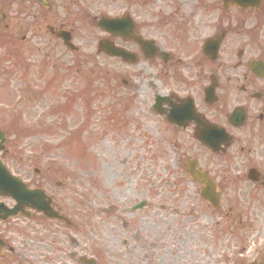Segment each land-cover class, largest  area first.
<instances>
[{"label":"flooded vegetation","instance_id":"1","mask_svg":"<svg viewBox=\"0 0 264 264\" xmlns=\"http://www.w3.org/2000/svg\"><path fill=\"white\" fill-rule=\"evenodd\" d=\"M43 1L39 4L18 0L16 8L33 26L17 23L9 28L5 25L4 35L11 36L15 31L23 34L25 30L35 40L48 35L49 39L36 47L42 45L54 54L62 50L55 57L56 61L69 51L56 33H68L72 43L83 39L82 30L92 38L96 36L94 32L99 31L101 39H111L117 48L134 56L139 54L135 42L110 38L97 28L98 19L104 17L98 9L99 0ZM261 1L256 10L239 5L224 10L218 0H185L183 4L189 12L177 1H171L169 15L156 18V25L146 21L143 14V7L152 4V0H122L114 4L111 15L114 18L127 16L133 26V39L152 42L157 49L138 70L139 58L134 65L118 58L114 60L116 71L128 72L126 78L117 76V83L133 95L144 110L139 115L144 152L152 145L150 137H156L154 148L160 154L170 152L181 168V176L174 183L185 180L192 185L191 193L171 194L164 198L165 204L172 206L171 214L179 209L195 214L193 228L180 230L182 235L187 233L185 243L195 239L199 242L205 232L210 240L223 239L230 253L226 264H264V0ZM0 5L1 13L7 5L4 1ZM217 7L221 9L218 17L209 12L204 20L199 13L200 8L207 12V8ZM2 18L5 19V15ZM252 36L256 39L255 46L248 43L254 41L249 39ZM21 41H26L25 34ZM207 41H211L208 55L203 51ZM218 44V59L213 61L212 49ZM78 52L80 49L72 51ZM156 52L161 58L155 56ZM252 62H261L263 67L253 71ZM129 68L131 72L127 71ZM196 116L204 123L203 131L208 130V148L196 139L200 131ZM189 161H194L207 175L208 201L203 199L200 179L191 182L185 174ZM144 184L147 190L149 183L145 180ZM121 191L124 198L126 190L121 188ZM127 191L136 192L130 183ZM143 196L147 210L151 207V195L145 191ZM159 210L167 209L160 206ZM148 214L145 225V222L151 223ZM80 235L82 239L83 234ZM129 239L140 241L136 230L130 233ZM74 243L75 247L79 245ZM80 245L82 254L84 245L82 242ZM78 262L76 264H80ZM130 264L150 262L146 259L143 263Z\"/></svg>","mask_w":264,"mask_h":264},{"label":"rangeland","instance_id":"2","mask_svg":"<svg viewBox=\"0 0 264 264\" xmlns=\"http://www.w3.org/2000/svg\"><path fill=\"white\" fill-rule=\"evenodd\" d=\"M113 4H116V2L111 3V5ZM162 8L163 11L168 10L165 6ZM150 9L152 7L145 9L147 15H150ZM3 24L5 25L7 22ZM35 41V44H43L46 39L42 38L41 41ZM86 42V52L92 53L94 42L90 39ZM39 48L42 47L39 46ZM46 51L47 49L43 50V52ZM25 54L27 55L28 52ZM96 64L97 69L100 71L96 72L98 75L95 72L89 74V83L93 88H97L98 96L88 106L89 114L85 117L86 123H84L83 118L80 117L84 112V108L80 107V102H77L79 110L74 112L76 113L75 116L70 118L63 114H59L57 117L55 115L51 116L48 109L53 100L45 98V95H39L35 98L29 91V88L34 90L37 86L41 89L43 81L36 75L32 77L31 73L27 74V79L18 80L17 78L20 75L17 76L15 71L5 70V65L0 63V70H3L1 74H4H0V129L6 132L8 137L3 151L0 152V158L13 175L20 177L32 187L42 188L48 195L54 197L58 207L70 218L72 217V222L79 226L78 232L83 233L81 240L83 243H87L89 254L97 257L103 264H121L120 262H123V260L120 251L127 252L128 250H125V248L115 249L114 246L116 247L115 244L119 240V234L123 231L127 232V230L121 228L123 221L115 220L117 218L116 214H108L105 216L104 224L98 225L95 210L96 204L110 199V203L115 205L116 209L123 206V204L118 205L119 202H122V195L124 194L120 190L123 185L121 182L130 175L128 172H131L130 167L132 165L125 164L122 166L121 163L132 160V145L135 144L137 132L131 125L124 126L118 131L121 123L114 121L113 124L111 120H108L111 119L113 110L118 115V111L121 109L120 105L114 107L117 103L113 101V97L120 99L119 97L122 98L126 94L123 92L118 94L114 89L115 63L101 57L96 60ZM90 68V65H88V69ZM76 90H79V88ZM122 100L125 101L126 99ZM135 116L134 110L124 111L119 121H123L124 118H135ZM80 127L81 130L84 129V132L81 131L82 134L77 142L76 140L75 142L71 141L72 132L80 129ZM47 128H49V131L46 130ZM136 142L139 143V141ZM35 168L40 170V175L35 176L33 174ZM172 168L173 165H170L169 172L172 173L171 175L165 171H159L154 162L150 163L148 161L146 163L145 170L141 172L145 173L144 178L147 177L151 181V195L168 189L161 181L164 177L173 176ZM133 173H135L134 180H136L138 177L137 170ZM56 181L64 182L66 187L57 188L54 186ZM128 183H130L129 177L124 185H128ZM85 191H87V194H85ZM127 194L130 200L136 198V196H131V192H127ZM4 203L7 206L12 204L9 200H5ZM36 223L38 222H26L23 219H18L10 220L1 227L13 243L11 244L19 245L18 250L22 249L23 251V246L30 247L33 240L37 239L36 235L33 234V231L37 228ZM145 223L148 226L146 232L141 231L145 233V243L152 241L151 234H155L156 238L160 235L162 239L169 237L167 234L162 236L164 230L162 228L154 231L151 228L154 227L153 222ZM47 225L51 226L50 223ZM56 231H59V229H56ZM115 232L118 233L117 238ZM38 233L43 235L40 246L41 252L44 253L46 247H48L45 256L50 254L55 260L57 257H61L56 256L57 249L64 253L65 249L69 252L73 249V245L63 247L62 243H51L50 236L45 238V235H51L50 232L46 234L39 229ZM75 236L78 241L80 239L78 237L81 235L75 234ZM170 239L168 238V240ZM186 239V234H183L180 244H184ZM174 244L175 238L171 246ZM149 248L150 246H147L146 250H140L141 258L144 252L149 255ZM18 255L21 254L17 253L14 256ZM27 255L34 257L32 254ZM117 255H120V257L116 259ZM124 256L128 257L130 262L134 259V256L130 253ZM135 256L136 258L139 257L138 255ZM202 256L200 253L199 258L202 259ZM193 257H195V254L192 255ZM39 260H41L40 257L36 261Z\"/></svg>","mask_w":264,"mask_h":264},{"label":"water","instance_id":"3","mask_svg":"<svg viewBox=\"0 0 264 264\" xmlns=\"http://www.w3.org/2000/svg\"><path fill=\"white\" fill-rule=\"evenodd\" d=\"M0 195H9L15 200L24 202L28 205L39 204L37 207L41 211L48 213L49 217L53 214L48 210L47 206H42L44 196L38 195L36 192L28 191L26 186L21 184L17 179L12 178L0 163ZM41 202V203H40ZM15 213V212H14Z\"/></svg>","mask_w":264,"mask_h":264}]
</instances>
